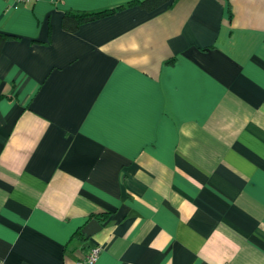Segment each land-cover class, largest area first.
I'll use <instances>...</instances> for the list:
<instances>
[{
    "label": "crops",
    "instance_id": "crops-1",
    "mask_svg": "<svg viewBox=\"0 0 264 264\" xmlns=\"http://www.w3.org/2000/svg\"><path fill=\"white\" fill-rule=\"evenodd\" d=\"M139 1L0 0L5 264H264V0Z\"/></svg>",
    "mask_w": 264,
    "mask_h": 264
},
{
    "label": "trees",
    "instance_id": "trees-1",
    "mask_svg": "<svg viewBox=\"0 0 264 264\" xmlns=\"http://www.w3.org/2000/svg\"><path fill=\"white\" fill-rule=\"evenodd\" d=\"M174 0H141L139 3L146 9L153 10L161 6H169ZM117 8H110L100 11H66L62 17V24L64 28L75 29L79 22L83 20H89L98 16L107 14L108 12L114 11ZM4 36L0 35V43L3 41Z\"/></svg>",
    "mask_w": 264,
    "mask_h": 264
},
{
    "label": "built area",
    "instance_id": "built-area-1",
    "mask_svg": "<svg viewBox=\"0 0 264 264\" xmlns=\"http://www.w3.org/2000/svg\"><path fill=\"white\" fill-rule=\"evenodd\" d=\"M11 2H26V1H31V0H10ZM101 252V247L100 246H95V247H92L89 252L83 257V258H80L76 261V264H83L84 262H94L98 255L100 254ZM0 264H5V262L3 260H0Z\"/></svg>",
    "mask_w": 264,
    "mask_h": 264
},
{
    "label": "water",
    "instance_id": "water-1",
    "mask_svg": "<svg viewBox=\"0 0 264 264\" xmlns=\"http://www.w3.org/2000/svg\"><path fill=\"white\" fill-rule=\"evenodd\" d=\"M101 227L99 221L96 218L89 219L87 223L83 226L82 231L85 233L86 237L93 235Z\"/></svg>",
    "mask_w": 264,
    "mask_h": 264
}]
</instances>
